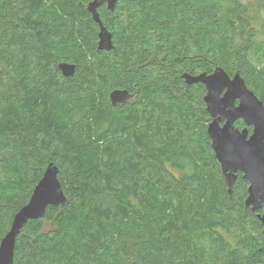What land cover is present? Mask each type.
Returning a JSON list of instances; mask_svg holds the SVG:
<instances>
[{
    "label": "trees",
    "instance_id": "1",
    "mask_svg": "<svg viewBox=\"0 0 264 264\" xmlns=\"http://www.w3.org/2000/svg\"><path fill=\"white\" fill-rule=\"evenodd\" d=\"M91 1L0 0V242L51 162L67 196L14 264H264L249 182L229 193L206 88L182 78L222 67L264 102V0L104 4L111 50ZM117 88L135 95L114 106Z\"/></svg>",
    "mask_w": 264,
    "mask_h": 264
},
{
    "label": "water",
    "instance_id": "2",
    "mask_svg": "<svg viewBox=\"0 0 264 264\" xmlns=\"http://www.w3.org/2000/svg\"><path fill=\"white\" fill-rule=\"evenodd\" d=\"M117 1L92 0L87 6L100 27L98 47L101 50L113 49L114 43L112 33L104 25L98 9L106 3L107 8L113 11ZM59 68L65 76H71L75 73L76 65L61 62ZM182 78L189 85L204 84V101L211 115L207 132L229 193L233 191L238 173H243L249 182L245 206L257 213L264 233V213L261 212L264 206V102L248 87L239 72L231 76L222 67L212 73L185 72ZM134 95L128 89L117 88L111 91L110 100L115 106L132 99ZM239 119L244 121L245 127L236 126ZM249 127H252L251 131ZM58 174L59 167L51 162L28 203L15 213L10 229L0 242V264H14L17 238L28 221L44 217L49 206H59L67 201Z\"/></svg>",
    "mask_w": 264,
    "mask_h": 264
},
{
    "label": "flooded vegetation",
    "instance_id": "3",
    "mask_svg": "<svg viewBox=\"0 0 264 264\" xmlns=\"http://www.w3.org/2000/svg\"><path fill=\"white\" fill-rule=\"evenodd\" d=\"M105 4H106V3H105ZM106 5H107V4H106ZM239 120H242V119H239ZM237 121H238V120H237ZM237 121H236V122H237ZM243 122H244V121H243ZM236 126L239 127L237 124H236ZM245 126H246V125H245ZM245 126H242V127H240V128H243V127H245ZM249 129H250V131H251V130H252V127H249Z\"/></svg>",
    "mask_w": 264,
    "mask_h": 264
}]
</instances>
